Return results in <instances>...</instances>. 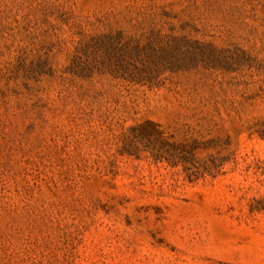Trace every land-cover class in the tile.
I'll return each instance as SVG.
<instances>
[{
    "label": "rangeland",
    "instance_id": "374dc122",
    "mask_svg": "<svg viewBox=\"0 0 264 264\" xmlns=\"http://www.w3.org/2000/svg\"><path fill=\"white\" fill-rule=\"evenodd\" d=\"M0 264H264V0H0Z\"/></svg>",
    "mask_w": 264,
    "mask_h": 264
}]
</instances>
